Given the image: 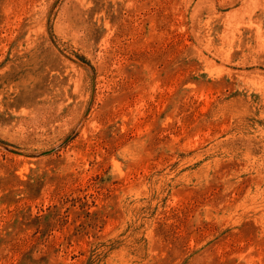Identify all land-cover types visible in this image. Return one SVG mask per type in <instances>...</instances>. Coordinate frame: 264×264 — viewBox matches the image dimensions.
Returning <instances> with one entry per match:
<instances>
[{"label": "rangeland", "instance_id": "374dc122", "mask_svg": "<svg viewBox=\"0 0 264 264\" xmlns=\"http://www.w3.org/2000/svg\"><path fill=\"white\" fill-rule=\"evenodd\" d=\"M0 264H264V0H0Z\"/></svg>", "mask_w": 264, "mask_h": 264}]
</instances>
